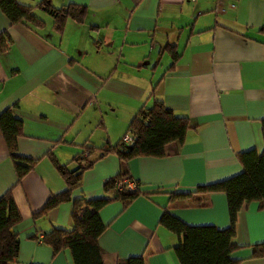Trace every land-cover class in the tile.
<instances>
[{
  "label": "crops",
  "instance_id": "crops-1",
  "mask_svg": "<svg viewBox=\"0 0 264 264\" xmlns=\"http://www.w3.org/2000/svg\"><path fill=\"white\" fill-rule=\"evenodd\" d=\"M15 1L41 24L10 26L0 11V113L11 109L21 121L16 154L35 162L16 184L0 133V196L10 191L20 217L12 227L14 264H73L67 249L54 253L39 235L71 230L72 200L102 196L104 181L117 175L136 182L138 195L99 210L103 264L135 257L177 264L178 238L158 223L163 211L190 227L228 228L223 194L193 204L170 193L187 195L234 176L239 153L263 148L264 0H47L55 10L85 8L82 21L67 18L61 33L41 0ZM153 100L189 120L183 141L166 146L161 158L100 157ZM86 164L69 200L41 212L66 189L57 166L70 172ZM232 243L236 264H264V256L251 257L264 243L257 203L237 212Z\"/></svg>",
  "mask_w": 264,
  "mask_h": 264
},
{
  "label": "trees",
  "instance_id": "trees-1",
  "mask_svg": "<svg viewBox=\"0 0 264 264\" xmlns=\"http://www.w3.org/2000/svg\"><path fill=\"white\" fill-rule=\"evenodd\" d=\"M38 5L53 18L57 33H61L67 18L79 23L85 14V8L67 4L58 10L49 6L47 0ZM31 8L18 4L15 0H0V11L11 25L39 26ZM264 36V28L259 30ZM0 48H3L0 39ZM151 95L148 97L150 98ZM263 148L260 153L255 150L239 153L236 158L241 171L225 180L198 186L190 194L170 193V199L187 198L193 204H200L199 197L208 194H223L229 218V226L224 230L213 227H190L163 211L159 225L178 238V244L172 248L177 264H236L230 254L238 248L232 243L236 214L246 204L255 202L264 210V120L260 123ZM191 128L186 117H177L166 109L161 101L153 100L151 105L140 108L130 120L127 131L129 143H119L111 149L101 151L99 156L114 153L120 163L134 158H161L169 144H180L186 132ZM0 133L16 173V184L27 174L35 163L31 159L21 158L15 151V140L21 133V121L14 117L11 109L0 113ZM86 164L75 171L68 172L65 166H57L66 189L50 197L41 212L50 210L58 203L69 200V194L80 181L82 171L90 167ZM87 166V167H86ZM131 180L127 175H117L106 179L102 185L103 195L91 199L72 200L71 230L52 229L42 235L40 242L49 246L56 253L67 249L73 264H103L97 239L105 230L98 217V212L112 201L119 200L127 204L138 194L116 183L122 179ZM86 208V210H81ZM20 217L12 201L10 191L0 196V264H14L17 255V237L12 227L18 224ZM38 238V237H37ZM264 256V243L251 248V257ZM120 264H144L142 258H129Z\"/></svg>",
  "mask_w": 264,
  "mask_h": 264
},
{
  "label": "built area",
  "instance_id": "built-area-1",
  "mask_svg": "<svg viewBox=\"0 0 264 264\" xmlns=\"http://www.w3.org/2000/svg\"><path fill=\"white\" fill-rule=\"evenodd\" d=\"M121 141L123 143H129L130 142V136L128 134L121 136ZM117 189H121L122 187L126 188L129 191L138 190L137 183L132 180L122 179L121 181L116 183ZM40 238V237H39Z\"/></svg>",
  "mask_w": 264,
  "mask_h": 264
},
{
  "label": "rangeland",
  "instance_id": "rangeland-1",
  "mask_svg": "<svg viewBox=\"0 0 264 264\" xmlns=\"http://www.w3.org/2000/svg\"><path fill=\"white\" fill-rule=\"evenodd\" d=\"M27 1H30V0H27ZM35 13L44 16V14H41L39 11H35ZM69 168H74V165L72 164V166H70Z\"/></svg>",
  "mask_w": 264,
  "mask_h": 264
}]
</instances>
